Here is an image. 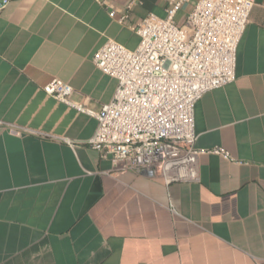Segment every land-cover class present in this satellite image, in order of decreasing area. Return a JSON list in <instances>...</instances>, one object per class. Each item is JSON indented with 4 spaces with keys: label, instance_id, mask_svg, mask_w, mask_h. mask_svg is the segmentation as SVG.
Here are the masks:
<instances>
[{
    "label": "crops",
    "instance_id": "1",
    "mask_svg": "<svg viewBox=\"0 0 264 264\" xmlns=\"http://www.w3.org/2000/svg\"><path fill=\"white\" fill-rule=\"evenodd\" d=\"M132 1L12 0L0 11V264H264V0L236 81L196 106V148L228 155L201 156L198 181L170 185L117 172L89 145L98 120L45 91L61 80L95 113L114 100L119 82L95 54L108 41L136 50L133 27L167 18L175 0Z\"/></svg>",
    "mask_w": 264,
    "mask_h": 264
},
{
    "label": "built area",
    "instance_id": "2",
    "mask_svg": "<svg viewBox=\"0 0 264 264\" xmlns=\"http://www.w3.org/2000/svg\"><path fill=\"white\" fill-rule=\"evenodd\" d=\"M11 1H0V11ZM109 2L99 0L102 6ZM256 4L257 0H175L167 18L151 14L133 27L141 38L136 50L108 41L93 61L117 79L119 87L100 113L76 102L73 87L61 80L45 91L98 120L89 145L112 158L117 172L162 177L168 185L198 181L201 156L228 154L196 148V106L207 93L236 81L238 47ZM186 5L193 9L178 20ZM111 17L117 12L112 10ZM127 19L128 14H122L120 22Z\"/></svg>",
    "mask_w": 264,
    "mask_h": 264
}]
</instances>
